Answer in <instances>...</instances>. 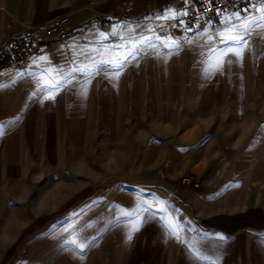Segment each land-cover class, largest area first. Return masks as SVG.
I'll return each mask as SVG.
<instances>
[{"label": "rangeland", "instance_id": "rangeland-1", "mask_svg": "<svg viewBox=\"0 0 264 264\" xmlns=\"http://www.w3.org/2000/svg\"><path fill=\"white\" fill-rule=\"evenodd\" d=\"M261 3L248 9L264 8ZM247 15L242 12L241 18ZM236 23L235 19L225 28ZM247 39L242 59L227 52L219 34L206 38L194 33L178 46L186 55V76L230 72L239 84L208 85V80L200 79L206 83L196 89L185 87L165 111L151 112V116L140 111V118L120 111L118 126L87 128L84 150H80L79 127H70L69 136H58L65 156L54 160V173L39 175L32 189L17 192L16 207L8 208L0 220V264L173 262L174 256L159 257L153 250L159 247L158 240H150L154 235L147 233H157L164 226L158 213L139 230L135 228L142 218L144 199L150 205L148 210H163L165 200L172 211L181 201L190 202L192 188L181 183L185 174L200 183V191L210 182L232 184L230 218L218 224L231 233L238 231L246 194L241 184L264 182V110L258 109L264 88V21L253 26ZM215 47L224 48L227 55L212 56ZM221 59L223 69L213 73ZM133 65L136 70L147 69L145 62ZM255 119L257 125H252ZM203 193L205 197L220 194L221 198L223 192ZM219 198L214 197L216 210L225 204ZM137 208L139 217L123 214ZM171 219L175 221L174 216ZM73 240L75 245L68 243ZM79 244L88 246L81 251ZM261 261L264 264V253Z\"/></svg>", "mask_w": 264, "mask_h": 264}, {"label": "crops", "instance_id": "crops-1", "mask_svg": "<svg viewBox=\"0 0 264 264\" xmlns=\"http://www.w3.org/2000/svg\"><path fill=\"white\" fill-rule=\"evenodd\" d=\"M259 1H262L261 7L264 6V0H255L222 16L217 25L187 30L185 40L194 33L206 38L215 37L235 20L234 13L239 12L242 16L245 9ZM189 3L190 0H0V45L28 25L62 15L69 16L65 32L71 30L50 41L43 52L25 66L8 69L1 75L0 220L8 208L16 207L14 203H18L16 199L20 196L17 192L32 189L38 183L39 175L54 173V160L65 156L61 154L65 148L59 146L58 136H69L70 127H79L80 150H84L87 128L118 126L120 111L129 112L133 118L136 115L140 118L137 113L140 111H148V116L151 112L165 111L185 87L196 89L206 83L200 79L208 80V85L239 84L233 81L237 77L230 72L210 77L191 72L186 76L184 50L170 48L163 42L183 44L169 34L171 19L160 17L165 13L182 15L188 10ZM228 17H231L230 21L226 19ZM221 26V31L211 29ZM102 34H107V38ZM134 37L152 39L142 44L137 40L139 46L118 77L112 76L107 65H101L91 75L88 72L70 74L58 89L42 87L61 80L62 75L74 66L89 65L91 58L116 59L127 50L116 46L128 44ZM234 51L239 49H227L228 53ZM135 62L147 63V69L136 70ZM187 79L190 81H185ZM260 94L262 100L258 109L264 110V88ZM148 116L143 115V118ZM257 122L255 119L252 125ZM231 185L206 184V191H222L221 198L220 194L212 193L209 194L212 198L205 197L200 187L192 189L190 202L181 201L173 211L168 208L167 200L162 201L165 203L163 210H148L150 205L143 200L142 217L151 222L158 213V221L164 225L157 233L147 232L154 235L149 239L158 240L159 247L153 250H157L161 259L174 256L173 262L160 261L159 264L262 262L264 235L260 232L264 230V194L259 192L264 191V182L241 184L242 190L246 191L239 212L242 224L234 233L218 224L230 218L231 190L234 189ZM167 196L165 194L164 198ZM215 196L219 203L226 204L222 205V210H216ZM173 216L175 221L171 219ZM220 216L221 220L218 219ZM171 221L177 225H168ZM187 222L191 225H183ZM221 236L226 239H220ZM147 250L152 252L150 248Z\"/></svg>", "mask_w": 264, "mask_h": 264}, {"label": "built area", "instance_id": "built-area-1", "mask_svg": "<svg viewBox=\"0 0 264 264\" xmlns=\"http://www.w3.org/2000/svg\"><path fill=\"white\" fill-rule=\"evenodd\" d=\"M255 0H190L188 15H178L169 22V34L181 42L187 30L217 25L220 18ZM12 20V19H11ZM183 20L181 25L179 21ZM69 16L62 15L46 22L28 25L14 32L0 45V78L8 69L25 66L34 56L41 54L45 46L68 28ZM181 183L198 189L200 183L190 175H182Z\"/></svg>", "mask_w": 264, "mask_h": 264}, {"label": "snow or ice", "instance_id": "snow-or-ice-1", "mask_svg": "<svg viewBox=\"0 0 264 264\" xmlns=\"http://www.w3.org/2000/svg\"><path fill=\"white\" fill-rule=\"evenodd\" d=\"M245 12L248 13L247 16L244 18H241V15L239 12L234 13V17L239 23L232 24L231 27L225 29V32L229 33L228 35H225V32L219 33L221 40L220 43L225 45L227 49L230 50H235L239 49V51H234L233 54L236 55L238 58L242 59L243 58V49L245 46L248 44V37L251 33V30L254 25H258L260 22L264 21V8H255V9H245ZM253 13H260L259 15L253 14ZM189 13L187 10L183 12V15L187 16ZM162 19H176V15L169 16L167 13L163 17H160ZM227 20H231V17L226 18ZM181 25L184 24V21L181 20L179 21ZM191 30V29H189ZM104 35V38H107V34H102ZM159 39V37H157ZM152 37H134L131 42L125 45H117L116 47L118 48H125L127 49L126 51L123 52L122 55H118L116 59H108V60H95L94 58H91V63L89 65H85L83 67L80 66H74L70 68L67 72H65L61 80L56 81L53 84L50 85H42V87L45 88V90L51 88V89H58L60 87V84L63 82V79L67 78L70 74H74L76 72H88L90 75L93 74L94 70L99 68L101 65H107L111 70H112V76L118 77L125 64L128 62L129 58L132 57L136 51V48L139 46L137 43V40L139 41L140 44L146 42L147 40H151ZM168 47L170 48H175L179 46L178 41H168L164 40L163 41ZM211 54L212 56H217V55H227V52L225 51L224 48L220 47H215L211 49ZM228 63H231V61H228ZM224 66V60L221 59L220 64L213 68V73L214 72H219L223 69ZM54 98V97H53ZM3 134V129L0 127V135ZM124 215L132 216V217H139L140 211L139 208L135 212H127L123 213ZM147 223L145 218H141L135 228V230H139L141 227H143ZM129 240L131 239V233L129 234ZM220 239H226V237L221 236ZM68 243L71 244H76V241H69ZM81 251L84 250L85 247L88 245L85 244H79L77 245Z\"/></svg>", "mask_w": 264, "mask_h": 264}]
</instances>
